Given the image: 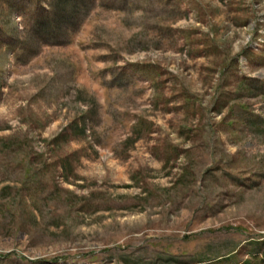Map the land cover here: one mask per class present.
I'll list each match as a JSON object with an SVG mask.
<instances>
[{"label": "rangeland", "instance_id": "obj_1", "mask_svg": "<svg viewBox=\"0 0 264 264\" xmlns=\"http://www.w3.org/2000/svg\"><path fill=\"white\" fill-rule=\"evenodd\" d=\"M0 264H264V0H0Z\"/></svg>", "mask_w": 264, "mask_h": 264}]
</instances>
